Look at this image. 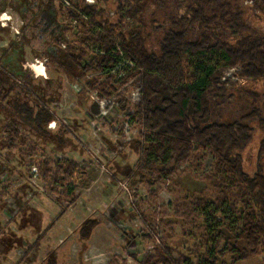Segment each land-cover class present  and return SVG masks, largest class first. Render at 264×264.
<instances>
[{"label":"rangeland","instance_id":"1","mask_svg":"<svg viewBox=\"0 0 264 264\" xmlns=\"http://www.w3.org/2000/svg\"><path fill=\"white\" fill-rule=\"evenodd\" d=\"M7 1V8L0 12V54L8 56L19 50L18 45L23 42L27 61L22 66L16 57L11 65L19 79L14 86L34 89L29 98L37 104L47 103L54 121L45 127L49 132L45 136L28 133L20 127V132L28 136L15 138L11 143L7 134L0 132V264H143L158 249L164 251L167 244L175 259L183 256L196 262L199 254L207 253V237L199 213L192 205L187 209L185 204L197 202V194L205 182L202 176L212 172L214 157L211 154L207 157L201 171L191 168L189 163L177 168L171 166L167 175L162 174L157 181L160 169L155 168L158 172L152 175L144 156L148 129L138 125L132 105L125 103V111L116 105L107 109L106 97L101 95V84L108 76L115 83L139 69L121 52L123 37H130L131 30L139 24L134 0H121L124 17L117 14V4L112 0L106 6L101 4L103 11L96 20L103 24L97 34L110 29L118 55L117 63L102 72L75 68L62 71L55 67L58 59L48 57L47 42L54 53L70 46L91 57L106 54L107 50L98 44L82 41V25L68 19V8H72L69 0H53L58 9L53 15L58 35L53 39L51 36L47 38L49 41L41 39L42 31L36 32L41 26L40 18H35L33 50L26 38L20 41L24 16L15 10L13 0ZM20 1L28 5L35 2L39 14L47 11L52 2ZM84 3L98 4L96 0ZM81 18L88 22L85 15ZM140 32L149 38L147 31ZM59 39L63 40V47ZM0 61L4 60L0 58ZM38 67L44 69V75L39 74ZM233 73H236L234 69L223 74L221 83L232 78ZM138 77L126 79L125 90L129 94H134L135 81L142 79ZM153 85L159 91L164 89L157 78ZM250 91L262 97L264 85L257 84ZM250 99L252 111L254 101L263 103V98ZM262 110L264 107L261 113ZM10 119L0 114L4 124ZM259 119L252 124V141L241 152L243 168L250 175L257 171L264 136ZM45 160L53 164L72 160L78 169L69 183L61 182V174L58 182L51 181L55 172L48 164L49 168L35 177L36 165ZM176 210L183 217L175 219ZM221 233L225 239L220 242V250L226 247V242L230 246L235 244L228 231L224 229ZM239 247L245 248L246 243L240 242ZM217 264H233L232 255L219 257ZM237 264H261V259L251 257Z\"/></svg>","mask_w":264,"mask_h":264},{"label":"trees","instance_id":"2","mask_svg":"<svg viewBox=\"0 0 264 264\" xmlns=\"http://www.w3.org/2000/svg\"><path fill=\"white\" fill-rule=\"evenodd\" d=\"M51 1L44 12L50 25L57 23L53 15L58 10ZM84 1L69 0L72 8L66 11L68 19L82 25V41L98 44L107 50L106 54L91 57L70 46L54 53L47 42L48 57L58 59L55 67L59 70L103 71L117 63L111 30L97 34L103 24L96 20L103 11L101 4L106 6L111 0H96L97 6H86ZM112 1L121 15V0ZM134 3L139 24L131 30L130 37H123L121 52L142 69L138 73L135 71L139 69L134 70L126 79L138 75L142 79L135 81L134 94H129L125 90L126 79L112 83L108 76L101 84L106 108L116 105L125 111L127 105L133 106L138 125L145 126L150 133L144 139V156L152 175L158 172L155 168L160 169L157 181L162 174L167 175L171 166L189 163L191 168L201 171L207 157L210 154L214 157L212 172L202 176L205 182L199 189L197 202L185 204L187 209L190 205L195 207L201 217L207 253L199 254L196 262L182 255L178 260L173 258L174 252L167 244L164 251L158 249L143 264H217L218 258L226 254L232 255L233 264L251 257H260L264 264V136L254 175L244 170L241 157L252 141V124L257 118L264 133V111L261 113L264 94L261 97L250 91L257 84L264 85V0H134ZM140 30L147 31L149 38ZM56 31L50 32L52 39L58 35ZM60 45L64 46L63 40ZM10 60L14 58H8V64ZM0 67L7 74L0 71V114L11 118L7 124L0 121V132L7 134L9 143L28 136L20 132V127L45 136L49 133L45 127L54 121L47 103L32 102L29 96L34 89L15 87L16 79L8 72L10 66ZM233 69L236 73L232 78L221 83L223 74ZM156 78L163 91L154 88ZM252 96L255 100L263 98L261 104L254 101V111ZM47 164L55 172L51 178L54 182L59 181L61 174V182L69 183L78 169L72 160L57 164L45 160L36 165L39 175L49 168ZM183 215L176 210L175 219ZM224 229L235 244L230 246L226 242V247L220 250ZM240 242H245L246 247L241 249Z\"/></svg>","mask_w":264,"mask_h":264},{"label":"flooded vegetation","instance_id":"3","mask_svg":"<svg viewBox=\"0 0 264 264\" xmlns=\"http://www.w3.org/2000/svg\"><path fill=\"white\" fill-rule=\"evenodd\" d=\"M6 2H8L7 0H0V12L4 9L7 8V4ZM13 3L15 4L16 7L15 10H17L18 14L23 15L24 16V20H23V27L21 29L20 35V41H22V37L26 38L27 42L30 45V48L33 50L35 48V18H40V27H38V30L36 32H41L43 33V36L41 37V39H47L50 35V32L56 29V24L49 23L50 19L48 18V15L46 13H38V11H35V2L33 4H24L22 1L20 0H13ZM12 7V9H14ZM48 31V32H47ZM38 32V34H39ZM46 33V34H45ZM23 34H26V37L23 36ZM19 50H13L14 52L4 55V54H0V58H2L4 61H0L1 66L4 64V66L9 65L10 69H9V74H11L12 76H14V78L16 79V81L18 82L19 79H17V75H14V71L13 69H11V65L13 64L12 62H14L16 57H19V60L22 61V66L24 64V61H27V59H25V54L24 52V44L23 42H21L18 45ZM20 51V52H19ZM19 53V54H18ZM33 53H35V50L33 51ZM12 56V58H14V60H10L9 64L7 62L8 58H10ZM17 66V64H15ZM7 72V73H8Z\"/></svg>","mask_w":264,"mask_h":264},{"label":"bare ground","instance_id":"4","mask_svg":"<svg viewBox=\"0 0 264 264\" xmlns=\"http://www.w3.org/2000/svg\"><path fill=\"white\" fill-rule=\"evenodd\" d=\"M34 67L35 66H32V68H34ZM36 70L39 72L40 75H44V69L43 68L38 67Z\"/></svg>","mask_w":264,"mask_h":264},{"label":"built area","instance_id":"5","mask_svg":"<svg viewBox=\"0 0 264 264\" xmlns=\"http://www.w3.org/2000/svg\"><path fill=\"white\" fill-rule=\"evenodd\" d=\"M67 2V1H66ZM68 6H69V4H68ZM39 175H38V171H37V169L35 168V177H38ZM157 243L160 245V241L158 240L157 241ZM177 257V256H176ZM173 258L175 259V257L173 256ZM172 264H177V263H172Z\"/></svg>","mask_w":264,"mask_h":264}]
</instances>
